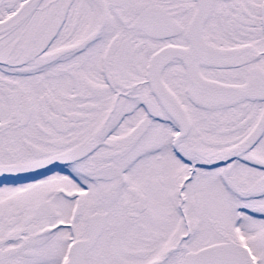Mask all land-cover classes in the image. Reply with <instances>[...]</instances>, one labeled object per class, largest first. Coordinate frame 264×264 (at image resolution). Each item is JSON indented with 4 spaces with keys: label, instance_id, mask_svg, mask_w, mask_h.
I'll return each instance as SVG.
<instances>
[{
    "label": "snow or ice",
    "instance_id": "snow-or-ice-1",
    "mask_svg": "<svg viewBox=\"0 0 264 264\" xmlns=\"http://www.w3.org/2000/svg\"><path fill=\"white\" fill-rule=\"evenodd\" d=\"M0 264H264V0H0Z\"/></svg>",
    "mask_w": 264,
    "mask_h": 264
}]
</instances>
